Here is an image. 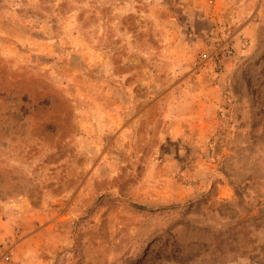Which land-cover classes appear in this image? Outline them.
Masks as SVG:
<instances>
[{"label": "rangeland", "instance_id": "1", "mask_svg": "<svg viewBox=\"0 0 264 264\" xmlns=\"http://www.w3.org/2000/svg\"><path fill=\"white\" fill-rule=\"evenodd\" d=\"M232 2L212 37L0 0V264H264V0Z\"/></svg>", "mask_w": 264, "mask_h": 264}, {"label": "crops", "instance_id": "2", "mask_svg": "<svg viewBox=\"0 0 264 264\" xmlns=\"http://www.w3.org/2000/svg\"><path fill=\"white\" fill-rule=\"evenodd\" d=\"M233 0H184L182 9L189 12L187 19L199 31L198 35H216L221 30L220 25L231 13ZM186 2H189L188 4ZM196 34V35H197ZM211 37V36H210ZM179 45V44H178ZM207 67H202L199 72L207 71ZM201 74L197 80H201Z\"/></svg>", "mask_w": 264, "mask_h": 264}, {"label": "built area", "instance_id": "3", "mask_svg": "<svg viewBox=\"0 0 264 264\" xmlns=\"http://www.w3.org/2000/svg\"><path fill=\"white\" fill-rule=\"evenodd\" d=\"M227 54L230 55V54H231V51H228ZM206 58H207V55L204 54V55H203V59H206Z\"/></svg>", "mask_w": 264, "mask_h": 264}]
</instances>
